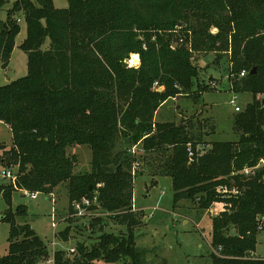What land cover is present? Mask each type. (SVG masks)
Segmentation results:
<instances>
[{"label":"trees","instance_id":"1","mask_svg":"<svg viewBox=\"0 0 264 264\" xmlns=\"http://www.w3.org/2000/svg\"><path fill=\"white\" fill-rule=\"evenodd\" d=\"M9 1L0 0V8ZM67 1L58 8L54 0H17L0 19L2 67L16 47L20 13L27 36L19 47L28 56L27 74L0 86V121L13 137L7 161L19 166L16 185L0 186L5 201L11 205L17 189L50 194L67 182L70 207L74 200L97 196L127 232L102 233L91 249L77 244L73 259L55 251L53 264H94L99 258L142 264L134 232L141 221L132 211L134 157L128 149L116 150L123 138L141 144L147 154L162 155L159 171L172 179L174 207L184 199L202 210L225 203L212 217L211 246L222 248L211 253L212 264H264L251 255L264 233V219L263 231L257 219L264 215V168L242 174L264 159V0ZM177 40L181 44L173 47ZM193 52H214L216 62H227L231 91L253 94L234 119L238 140L210 142L203 153L197 148L207 145L206 128L214 129L210 119L155 121L163 102L183 92L179 86H194L199 69ZM134 53L138 66L126 62ZM156 82L164 89H155ZM211 89L197 85L200 92ZM74 143L91 147L90 173H73L77 159L67 148ZM219 185L238 192L222 196ZM26 214L27 207L19 205L0 215L10 222L8 254L0 264H37L49 257L31 225L17 223L15 217ZM232 228L237 235L229 234Z\"/></svg>","mask_w":264,"mask_h":264},{"label":"rangeland","instance_id":"2","mask_svg":"<svg viewBox=\"0 0 264 264\" xmlns=\"http://www.w3.org/2000/svg\"><path fill=\"white\" fill-rule=\"evenodd\" d=\"M16 1L10 0L0 8L1 20L7 18L8 10ZM54 4L58 8H65L68 6V1L54 0ZM17 20L21 25V32L16 38V49L12 53L8 66L3 68L0 64V86L23 77L28 72L27 53L19 47L27 36L23 13L17 16ZM49 42L47 39L42 48H48ZM171 43L173 47H176L181 44V40ZM193 55L192 61L199 69L198 78H193L194 86L191 90H184L182 86H179L183 92L163 102L155 113V121L180 123L182 120L192 118H207L214 125V129H210V126L206 128L211 133L204 137L205 142L237 140L239 134L234 131L237 111L235 106L230 104L232 93L228 91V82L225 79L227 62L224 60L216 62L214 52H193ZM133 60H136L135 63H132ZM128 63L130 65L140 64L139 55L132 54ZM201 84H208L215 90L205 91L203 95V92L197 90V85ZM154 88L160 89L159 91L164 89L160 85H154ZM236 95L237 105L242 110L253 100V94L250 92H236ZM196 98H198L197 101ZM12 147L11 128L0 121V186L4 189L9 188L12 183L3 177L2 171L6 168L18 171L19 167L7 161ZM124 149H128L132 154L134 163L140 164L135 169L136 174L133 173L132 207H136L137 211L134 213L141 221L140 225L134 228V232L136 244L142 252V264H212V217L224 208L225 203L217 202L211 209L202 210L191 200L184 199L174 207L172 179L159 171L164 160V158H159L162 155L158 154L159 157H157L147 154L141 144L132 145L121 138L116 150ZM67 153L77 159L74 174H86L92 171L93 153L90 146L74 143L68 146ZM152 181L157 183L152 185ZM67 186V182L61 183L52 193L40 192L35 199L25 195L23 190L17 189L13 191L11 205L0 194V215H5L10 211L14 212L19 205L27 207L26 215H18L15 218L17 223L30 224L48 250L49 257L47 259L42 257L37 264H53V252L58 250L64 251L66 257L73 259L78 253L70 254L69 248H76L77 244L81 243L91 249L102 233L121 235L127 232V226L116 222L111 217L114 213L101 205L98 207L101 215L97 218L63 220L68 216L70 207ZM53 219L58 222L55 236ZM100 219L104 225H101ZM64 233H68L67 239L64 238ZM229 234L237 235L236 229H230ZM9 236L10 222L1 220L0 257L8 254ZM53 241L56 242L54 247ZM251 255L255 259H264V233L258 235L256 247ZM92 262L94 264H124L123 260L107 262L103 258L94 259Z\"/></svg>","mask_w":264,"mask_h":264},{"label":"built area","instance_id":"3","mask_svg":"<svg viewBox=\"0 0 264 264\" xmlns=\"http://www.w3.org/2000/svg\"><path fill=\"white\" fill-rule=\"evenodd\" d=\"M182 41V40H181ZM129 60H126V62H128ZM131 62V60H130ZM246 74V71H243L240 76H244ZM233 76V75H232ZM227 80L230 82L229 78L230 75L227 73L226 76ZM159 85L158 82L155 83V86ZM230 88H231V83H230ZM230 104L235 106V110L241 111L242 108L237 105V95L235 92L232 91L231 94V98H230ZM209 148L208 145H199L197 150L201 151V153H203L204 151H206ZM195 155V151L190 147L189 148V158L190 161L193 160V157ZM139 163H134L133 166V173L136 174V168L139 166ZM260 168H264V159H261L260 162L252 167H245L242 170V174H244L245 176H253L256 174L257 170H259ZM2 175L4 178H7L11 181V183L13 185H16L17 182V177H18V171H15L13 168H6L2 171ZM263 180H264V175H263ZM217 191L222 195V196H231L236 194L238 191L236 188H229L227 185H219L217 188ZM23 192L25 193V195L30 196L31 198L35 199L38 197L40 192H30L28 190H23ZM98 207H100V202L98 201L97 196H94L93 198L89 197V196H85L82 197L79 200H74L71 204V207H69V214L67 217H65L63 220L66 219H71V220H75V219H84V218H97L101 215V213L98 210ZM224 210V208L222 209ZM221 210V211H222ZM132 211H137L136 207L132 208ZM259 220V231H263V224H262V220L264 219V215H259L258 218ZM53 228H54V236H55V230L58 226V222H55V219H53ZM263 233V232H261ZM56 245V242L53 241V247ZM212 248V246H211ZM222 248L219 247V249H214L213 251L215 253H218ZM55 252V251H54ZM53 252V255H54ZM69 252L70 254H75L77 253V247H71L69 248Z\"/></svg>","mask_w":264,"mask_h":264},{"label":"crops","instance_id":"4","mask_svg":"<svg viewBox=\"0 0 264 264\" xmlns=\"http://www.w3.org/2000/svg\"><path fill=\"white\" fill-rule=\"evenodd\" d=\"M15 49H16V47L14 48V51H15ZM13 51V52H14ZM11 61V60H10ZM225 61V60H224ZM136 66H138L139 64H135ZM225 79L227 80V78L225 77ZM227 88H228V91L230 92V93H232V91H231V88H230V82L227 80ZM162 89V88H161ZM215 90V89H214ZM203 95H204V92H203ZM264 97V96H263ZM264 99V98H263ZM202 102H203V97H202ZM205 102V101H204ZM203 104H205V103H203ZM263 104H264V102H263ZM171 108V107H170ZM235 131V130H234ZM236 133V132H235ZM238 140V139H237ZM227 141H233V140H227ZM209 147H210V142L208 141L207 143H206ZM158 181H159V179H158Z\"/></svg>","mask_w":264,"mask_h":264},{"label":"water","instance_id":"5","mask_svg":"<svg viewBox=\"0 0 264 264\" xmlns=\"http://www.w3.org/2000/svg\"><path fill=\"white\" fill-rule=\"evenodd\" d=\"M256 68H257V67H253V69L251 70V73L256 72ZM159 90H160V89H159ZM263 102H264V99H263ZM249 254H251V253H249Z\"/></svg>","mask_w":264,"mask_h":264},{"label":"bare ground","instance_id":"6","mask_svg":"<svg viewBox=\"0 0 264 264\" xmlns=\"http://www.w3.org/2000/svg\"><path fill=\"white\" fill-rule=\"evenodd\" d=\"M136 56H137V55H136ZM136 56H134V57H136ZM135 61H136V60H135ZM135 61L133 60L132 63H135Z\"/></svg>","mask_w":264,"mask_h":264}]
</instances>
